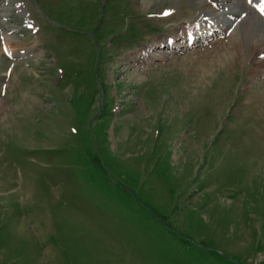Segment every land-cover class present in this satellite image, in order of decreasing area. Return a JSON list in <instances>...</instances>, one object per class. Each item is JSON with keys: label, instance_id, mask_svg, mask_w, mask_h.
<instances>
[{"label": "rangeland", "instance_id": "rangeland-1", "mask_svg": "<svg viewBox=\"0 0 264 264\" xmlns=\"http://www.w3.org/2000/svg\"><path fill=\"white\" fill-rule=\"evenodd\" d=\"M21 1L44 56L0 50V264H264L262 51L131 60L208 0Z\"/></svg>", "mask_w": 264, "mask_h": 264}, {"label": "bare ground", "instance_id": "bare-ground-1", "mask_svg": "<svg viewBox=\"0 0 264 264\" xmlns=\"http://www.w3.org/2000/svg\"><path fill=\"white\" fill-rule=\"evenodd\" d=\"M136 3L139 6V5H144L147 2L145 0H140L139 2H138V0H135V5H136ZM252 3L253 4H263L262 8L264 9V0H253ZM213 4L218 9L215 10L216 11L215 17L211 16V18H214V19L216 18V20L209 18L207 15L202 13V11L200 10L199 15L195 18L194 21H191V22L188 21V22H190L189 24H192V25L184 24V26L180 28V30H182L181 34H179V32H178L175 36H166L165 35V37L158 40V43L156 45H145L144 47L137 49L136 52L131 54V60L135 61V63H138V64L139 63H141V64L148 63L150 58H156L154 55H152V52H151L152 48L153 47H160V46L162 47V46L166 45L167 43H169L171 40L174 41L173 37L182 38L185 40L188 39L187 43H189L190 42L189 37L191 38L192 34H194L195 37H200L202 34H204V32H209L210 27L206 26L208 22H211L215 25L219 24V26L222 29H224L226 32L227 28L231 25L232 20H229V21H227V23L222 24L221 22L218 21V18H217L218 15L221 13H225L227 15V17L229 18V16H231V15L238 16L241 12H246V16L244 18H242L240 16V18L242 20L235 26V28L231 32V35L233 37V41H235L234 45L236 48H238L242 52L245 51L246 55L249 54V56H251V55L254 56V55L258 54L260 52L259 49L262 48V45L264 43V30L263 31L261 30V28H263L264 25L261 22L262 23L261 25H263V27L259 28L260 26L257 23V21H259V20H256L257 14L253 13L250 10V8L247 7V4L243 3L241 0H208V2L205 1L203 4H201V8L203 10H205V8H208L209 5L212 6ZM235 6H240V12H239V10L235 9ZM142 7H144V9L147 8L145 6H142ZM204 12H208V11H204ZM199 24L200 25L203 24L205 27L202 28L201 31H196L195 29H197ZM185 26H186V28H185V30H183V28ZM6 32H7V29H6ZM199 32H200V34H199ZM235 33H238L237 37H235L236 36ZM24 35H25V33H24ZM41 35H42V33H41ZM224 38H225V36H224ZM3 43L5 45L7 52L15 51V50H21L23 48L22 46L25 45L22 43L20 45H18L19 43L14 44L15 41L13 40L12 36H10V37L9 36H5V37L3 36ZM15 46H17V47H15ZM167 55H170V54H166V56ZM240 55H241V53H240ZM161 57H163V56H161ZM247 57L248 56H246V58ZM233 58L238 59L239 54L238 53L233 54ZM149 63H150V61H149ZM253 63H254V61H253ZM258 65L263 67L264 62L262 64L259 63ZM257 69H259V68H257ZM6 72H7L6 76L11 77L10 70H7Z\"/></svg>", "mask_w": 264, "mask_h": 264}]
</instances>
